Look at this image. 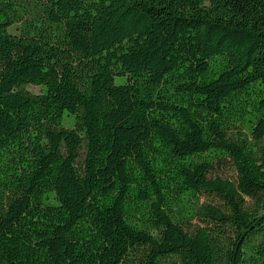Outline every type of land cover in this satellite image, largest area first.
Listing matches in <instances>:
<instances>
[{
	"label": "trees",
	"instance_id": "obj_1",
	"mask_svg": "<svg viewBox=\"0 0 264 264\" xmlns=\"http://www.w3.org/2000/svg\"><path fill=\"white\" fill-rule=\"evenodd\" d=\"M0 264H264V0H0Z\"/></svg>",
	"mask_w": 264,
	"mask_h": 264
},
{
	"label": "rangeland",
	"instance_id": "obj_2",
	"mask_svg": "<svg viewBox=\"0 0 264 264\" xmlns=\"http://www.w3.org/2000/svg\"><path fill=\"white\" fill-rule=\"evenodd\" d=\"M117 82H120V80H116ZM27 91L32 93H39L40 89L38 87L29 86L27 87ZM73 125V119L66 114H64L61 126L66 129L72 128ZM210 178L214 181H217L219 184L225 186L231 193H234L236 195L239 194L238 187H237V181H236V172L234 171L233 166L228 160H219L217 162H214L212 164V168L210 171ZM246 200V199H245ZM199 203L204 204H211L216 205L219 204L220 201L216 197H211L207 195H203L199 198ZM187 230H191L193 227L197 226H203L201 222L197 220H193L190 222L189 225H187Z\"/></svg>",
	"mask_w": 264,
	"mask_h": 264
}]
</instances>
